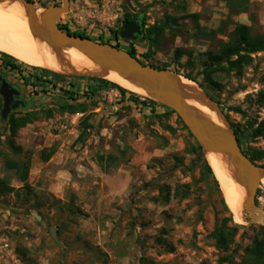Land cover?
Returning <instances> with one entry per match:
<instances>
[{"label": "rangeland", "instance_id": "374dc122", "mask_svg": "<svg viewBox=\"0 0 264 264\" xmlns=\"http://www.w3.org/2000/svg\"><path fill=\"white\" fill-rule=\"evenodd\" d=\"M31 2L38 19L45 8L61 5V0ZM125 13L143 17V34L166 17L176 20L155 46L147 38L133 42L137 57L193 76L217 104L220 121L238 130L242 149L264 148V137L251 136L264 119V106L254 103L264 87V52L252 54L241 72L205 70L206 53L217 52L233 26L211 39L197 29L236 21L221 1L69 0L57 24L126 46L113 33ZM246 13L253 34H264L263 3L249 4ZM3 73L28 104L12 113L37 115L13 139L22 148L19 154L11 150L0 117V179L6 186L0 189V264H252L247 250L264 225L233 220L240 227L230 250L216 247L210 234L218 219L229 216L225 198L219 183L204 179L193 165L188 149L196 140L176 113L144 95L132 101L112 87L95 92L96 77L60 74L57 80L48 77L52 83L26 87L17 74ZM65 91L77 100L67 99ZM63 103L81 104L85 112L72 117L61 111ZM49 146L66 150L63 161H41ZM9 160L30 161L25 187L5 169ZM257 164L264 168V159ZM263 200L261 182L255 202L264 211Z\"/></svg>", "mask_w": 264, "mask_h": 264}, {"label": "water", "instance_id": "95a60500", "mask_svg": "<svg viewBox=\"0 0 264 264\" xmlns=\"http://www.w3.org/2000/svg\"><path fill=\"white\" fill-rule=\"evenodd\" d=\"M21 1L28 11L30 27L33 33L42 40L52 44L74 48L92 62L98 64L108 72H114L119 77L132 82L142 89L146 96L160 105L173 110L187 127L203 152L220 153L227 156L234 165L241 185L246 189L242 202V214L245 221L264 225L261 210L255 198L260 187L264 168L252 161L244 152L233 128L227 123L219 124L200 114L187 101V95L181 88V75L170 69H159L150 64H143L138 57H133L126 50L110 43L94 41L89 37H81L68 33L58 24V18L69 10V0H61V5L45 8L41 19L34 13L33 3ZM140 25L136 22H125L119 31V36L128 41L138 40ZM57 74V73H56ZM103 78L98 75H76ZM105 79V78H103ZM191 80V79H189ZM202 95L220 115L217 104L198 86ZM21 90L11 85L10 81L0 75V96L3 101L0 117L6 122L9 114L25 107ZM52 234L54 231L52 229Z\"/></svg>", "mask_w": 264, "mask_h": 264}, {"label": "trees", "instance_id": "16d2710c", "mask_svg": "<svg viewBox=\"0 0 264 264\" xmlns=\"http://www.w3.org/2000/svg\"><path fill=\"white\" fill-rule=\"evenodd\" d=\"M31 2V0H28ZM224 2L228 8V12L231 16L236 15L238 13H246L248 11L249 0H218ZM191 17L195 19L198 18L197 13L190 14ZM142 19L145 24V20L143 17L125 13L122 17L121 23L130 22L136 19ZM177 23L176 20L166 17L165 20L160 25L152 26L146 30V34L144 38H147L150 42V47L155 46L157 44L159 38L162 36L165 30H171L174 27V24ZM229 24L233 26L232 30L228 34V41L221 42L219 45V49L217 52L208 51L206 53L207 60L205 63V70H209L210 72L214 71H224L231 72L237 71L241 72L244 66L250 64L252 62V54L264 52V34H253L251 27L247 24L233 22L229 20H224L216 29L207 30L204 27H199L197 29V33L206 37L213 38L216 34L223 33V29L227 27ZM62 29L66 30L68 33L81 37H89L94 41H98L101 43H110V41L104 40L103 36H99L98 39L92 38L88 34L84 32H73L71 31L67 25H59ZM120 29L115 30L113 33L115 34V38L117 40L119 37ZM118 48L126 50L133 57H137V50L134 46V43H129V45L122 46L120 43H114ZM179 51V50H178ZM140 60V59H139ZM143 64L145 63L140 60ZM226 63V65L224 64ZM159 69H167L166 67H160L157 65L150 64ZM3 71H7L10 74H17L18 79L21 80L22 84L26 87H35L42 82L52 83L51 80H48V77H52L51 79L57 80L63 78L60 74H56L49 70L37 67H31V70H28L26 66H23L16 58L0 52V74L4 77ZM37 71H40L41 74H38ZM182 76L187 77L196 82V79L190 74H183ZM95 81L96 86H93V91L97 92L102 87H112L119 91V93L125 97L127 96L132 101H138L140 95L133 93L120 85L111 82L107 79L102 78H92ZM55 86V85H54ZM67 93V99L77 100L76 94L74 92L65 91ZM154 104H158L153 100H149ZM254 103L258 107L264 106V87L256 94ZM3 101L0 96V110L2 109ZM170 113H175L173 110L161 105ZM61 111L68 112L71 115H74L76 112H85V107L81 104L73 105L63 103L60 107ZM232 110L246 115L247 112L240 107L231 108ZM37 114H21L15 115L14 113H10L8 119L6 121V127L9 131V145L11 150L15 154H19L22 152L21 146H17L13 143V139L17 136L20 129L25 127L28 124H31L33 120L36 118ZM52 114H47L46 117H51ZM180 120V118L178 117ZM187 129V127L184 125ZM233 131L238 139L239 144L241 145V138L238 130L233 126ZM191 135V133H190ZM192 136V135H191ZM251 136L253 138L264 137V119H262L255 128L252 129ZM243 152L254 162L261 161L264 159V148L263 149H255L251 148L248 150H244ZM54 153L53 149H50L48 152L43 150L42 155H44V159L47 160ZM188 153L193 154L196 160L193 162L195 167L200 169L201 176L207 180H213L217 185V179L213 173L211 166L208 164L206 158L203 157L202 148L199 146L197 142L192 145L188 149ZM5 169L9 171H14L23 182L24 186L27 183L29 170H30V161L26 160L23 162L14 160V161H5ZM0 189H6L4 180L0 179ZM222 204L224 209L229 213V216H225L221 219H218V223L214 230L211 232L210 237L215 242L216 247L223 251L227 252L230 250L231 246L234 243L235 237L237 235L238 229L240 227L239 224L234 223L232 214L225 203L222 200ZM259 238L256 239L251 247L247 250V254L251 259L252 264H264V226H260L259 228Z\"/></svg>", "mask_w": 264, "mask_h": 264}, {"label": "bare ground", "instance_id": "6f19581e", "mask_svg": "<svg viewBox=\"0 0 264 264\" xmlns=\"http://www.w3.org/2000/svg\"><path fill=\"white\" fill-rule=\"evenodd\" d=\"M27 13L26 7L19 0H0V52L28 66L43 68L57 74L98 75L114 81L133 93L146 96V93L135 84L119 77L114 72L106 71L78 50L40 39L33 33ZM36 15L39 18L40 12L38 11ZM180 84L190 105L200 114L222 124L218 113L202 95L195 81L181 75ZM205 157L220 185L233 220L244 224L242 202L246 189L241 185L234 165L224 154L206 152ZM261 182L264 185V175L261 177ZM262 203L264 204V200ZM261 219L264 221V212Z\"/></svg>", "mask_w": 264, "mask_h": 264}, {"label": "crops", "instance_id": "0c3cea01", "mask_svg": "<svg viewBox=\"0 0 264 264\" xmlns=\"http://www.w3.org/2000/svg\"><path fill=\"white\" fill-rule=\"evenodd\" d=\"M226 9L228 10L226 4L224 2H222ZM253 3H263V6H264V2L263 0H249V4H253ZM218 15L221 16V14L219 13ZM236 16V17H235ZM233 17H235V22H239V23H243V24H247L249 25V18H248V15L247 13H238L236 15H233ZM72 117H75V115H73ZM49 150L50 149H53L54 150V153L50 156V158H48L47 160H45L43 157L41 158V161L42 162H61L63 161V156L64 154L66 153L64 150H63V147H61L58 151H56L55 148H52L53 146H49ZM44 149V148H43ZM47 150V151H49ZM43 151V150H42Z\"/></svg>", "mask_w": 264, "mask_h": 264}, {"label": "flooded vegetation", "instance_id": "af4514ba", "mask_svg": "<svg viewBox=\"0 0 264 264\" xmlns=\"http://www.w3.org/2000/svg\"><path fill=\"white\" fill-rule=\"evenodd\" d=\"M134 22H136V23H138L139 25H140V31H139V33H138V40H142L143 38H144V36H143V31H144V29H145V25H144V21L142 20V19H140V18H138V19H136V20H132V21H128V23H134ZM125 23V22H124ZM123 23V24H124ZM127 42H129V43H133L132 41H128V40H126ZM1 75V74H0ZM3 76V75H2ZM4 77V76H3ZM11 83V82H10ZM11 85H13V86H16V85H14V84H12L11 83ZM22 99L24 102H25V106H27L28 104H27V102L24 100V96H23V94L21 93V96L20 97H15V99Z\"/></svg>", "mask_w": 264, "mask_h": 264}, {"label": "built area", "instance_id": "2783aa9c", "mask_svg": "<svg viewBox=\"0 0 264 264\" xmlns=\"http://www.w3.org/2000/svg\"><path fill=\"white\" fill-rule=\"evenodd\" d=\"M115 19H118L119 18V14H116V16L114 17Z\"/></svg>", "mask_w": 264, "mask_h": 264}]
</instances>
